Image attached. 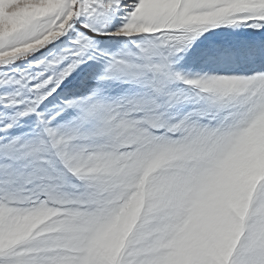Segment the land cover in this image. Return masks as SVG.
<instances>
[{"label": "snow or ice", "instance_id": "1", "mask_svg": "<svg viewBox=\"0 0 264 264\" xmlns=\"http://www.w3.org/2000/svg\"><path fill=\"white\" fill-rule=\"evenodd\" d=\"M0 264H264V0H0Z\"/></svg>", "mask_w": 264, "mask_h": 264}]
</instances>
